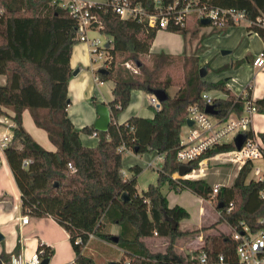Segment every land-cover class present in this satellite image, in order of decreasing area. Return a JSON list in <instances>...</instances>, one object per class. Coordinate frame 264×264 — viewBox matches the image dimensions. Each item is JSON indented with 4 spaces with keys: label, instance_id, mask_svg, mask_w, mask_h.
<instances>
[{
    "label": "trees",
    "instance_id": "obj_1",
    "mask_svg": "<svg viewBox=\"0 0 264 264\" xmlns=\"http://www.w3.org/2000/svg\"><path fill=\"white\" fill-rule=\"evenodd\" d=\"M132 1L154 12L153 0ZM175 1L184 0H162V3L167 6ZM203 2L211 7L244 11L248 31L258 34L264 43V0H200V4ZM0 7V75L5 77V83L0 85V117L5 115L4 109L14 112L12 139L4 154L21 193L22 213L52 217L65 228L75 251L74 264H96L85 251L91 234L122 248L129 264H199L197 259L178 256L174 242L205 229L180 230V222L190 214L179 205L169 206L163 192L167 185L170 190H188L203 199H213L220 214L218 223L230 227L228 234L207 236L203 249L195 256L205 252L208 264H240L236 256L238 241L232 238V233L242 232L244 226L252 234L264 230L261 198L264 180H248L252 163L245 164L234 182L220 186L215 195L214 186L205 178L188 180L173 176L179 172L177 150L189 106L200 102L204 91L216 90L226 94L217 100L218 117L233 112L240 115L244 98L223 80L208 82L201 78L197 55L183 58L184 78L171 96L169 89L177 84L167 71L178 57L151 53L159 28L121 19L111 7L101 5L94 7L93 13L103 24L100 32L112 40L107 51V73L98 70L96 75L101 82L114 83L113 100L109 103L112 120L106 132L96 131L93 126L79 131L67 113L71 103L68 86L73 76L71 56L78 44L75 18L54 0H0ZM234 25L233 21L227 23ZM168 31L186 36L189 30L171 24ZM158 89L166 91L169 98L161 103L160 109H154L153 118L134 116L125 123H117L118 115L131 102L132 91L152 95ZM247 93L251 97L250 89ZM255 105L258 113H264V99L255 101ZM25 110L30 112L36 126L47 132L55 151L42 147L24 128ZM94 132L98 136L97 145L85 146L80 134ZM122 146L135 154L156 151L163 155L157 183L140 193L139 166L130 169L131 177H124ZM232 149L233 143L228 142L212 153ZM25 160L29 161L27 166ZM197 164L194 163V168ZM123 193L128 194V201L121 199ZM231 203L233 207L228 212ZM165 214L177 221L176 229H172ZM114 224L120 226L118 234L106 232L108 225ZM113 236L118 237V242L111 241ZM153 236L170 240L165 253H153L147 247L143 239ZM19 248L18 244L15 250ZM37 251L41 259L49 260L54 254L51 247L43 244ZM220 256L223 263H219ZM124 263L123 259L117 264Z\"/></svg>",
    "mask_w": 264,
    "mask_h": 264
},
{
    "label": "crops",
    "instance_id": "obj_2",
    "mask_svg": "<svg viewBox=\"0 0 264 264\" xmlns=\"http://www.w3.org/2000/svg\"><path fill=\"white\" fill-rule=\"evenodd\" d=\"M96 1L102 2L104 0ZM197 22L199 23L198 19ZM243 22H241L243 23L242 27V24L239 23L223 29L216 28L210 23L209 25L199 23L200 27L198 28L193 26L195 30L192 31L191 28V32L188 31L187 35L192 34L193 37H200V39L195 40L193 48L186 53L182 51V34L160 29L150 51L151 53L163 52L172 56L189 55L192 52L194 53L197 47L200 46L202 48L201 44H204L205 49H207L211 42H208L209 40L206 37H211L215 34L214 32L219 31L221 37H213V42L215 43V49H224L222 50L223 55L212 51L208 52L207 56H204L206 53H202V51H205L203 48L198 52L199 66L204 69L208 66L213 72V75H210V70H208L203 79L208 82L223 80L236 95H245L247 90L250 89L251 98L254 101L264 99V66L259 67L254 64L255 60L264 51V43L258 34L248 31L249 22L247 20ZM90 35L98 36V33L91 32ZM104 38L112 40V37L107 35H104ZM109 45L111 47V44ZM102 64H99V61H94L86 44L78 43L74 46L71 56V67L73 72H77L73 74L69 81L68 97L71 103L68 106L67 113L75 128L79 131L85 126L94 127V123L98 118L96 106L105 104L109 107V103L113 100L114 83L112 81L101 82L96 75V71L101 69ZM3 83H5V77L0 75V85ZM215 93L214 95L218 97H225V94L221 91H215ZM148 95L140 90L132 91L131 102L118 115L117 123H125L134 116L153 118L154 108L150 105V98H148L152 95ZM6 115L7 123H10L13 128L12 117L14 112L7 109ZM1 119L2 117H0ZM23 126L42 147L51 151L56 150L55 146L50 142L47 132L36 126L28 110L23 112ZM252 127L259 136L264 135V113L256 112L253 115ZM5 136L10 138L11 135L0 137L1 264H15L17 260L24 261L30 258L34 252H37L40 244L49 246L54 250V254L48 260V264H74L75 251L71 244L69 233L52 217L30 216L29 223L22 224L21 193L4 154L2 145ZM80 136L82 143L87 147H95L98 143V136L93 134L81 133ZM124 155H127L129 162L127 167L139 166L142 169L141 173L148 169H158L163 162V155L156 151L145 154H135L133 151H126ZM227 165L234 166L232 164ZM124 166V160H122L124 177L129 178L133 173L131 171L128 172V176ZM141 173L138 175H141ZM231 184H222L221 186H230ZM137 190L139 191V189ZM181 194L191 198L195 204L189 208V205L180 200ZM165 195L170 207L179 205L190 214L189 218L180 222V230L205 229L197 234L177 238L174 242V249L178 256L187 260L196 259L195 253L203 249L207 236L230 233V231L224 230L225 228H230L226 223H218L220 214L213 199H203L188 190L175 191L168 189ZM212 225H215V227L211 228ZM119 231L120 226L116 224L108 225L106 228V232L113 235L118 234ZM143 240L153 253H165L170 242L168 238L157 236L144 238ZM18 244L20 248L16 251ZM85 251L94 259L96 264H117L123 259L124 261L128 260L122 248L93 234L85 246Z\"/></svg>",
    "mask_w": 264,
    "mask_h": 264
},
{
    "label": "built area",
    "instance_id": "obj_3",
    "mask_svg": "<svg viewBox=\"0 0 264 264\" xmlns=\"http://www.w3.org/2000/svg\"><path fill=\"white\" fill-rule=\"evenodd\" d=\"M153 1L154 12L151 13L141 3L132 0H104L102 2L96 0H54L59 7L67 9L75 18L78 43L86 44L94 61H103L101 68L104 69L108 67L106 64L109 49L107 45L111 44V40L104 38V34L100 32L103 29V24L93 13V8L96 6L111 7L121 19L145 22L151 27L157 26L159 30H168L171 24L187 27V22L193 13L197 14L198 21L209 19L210 25L219 29L227 27L229 21L239 24L247 20L244 11L211 7L206 2L200 4V0H184L183 3L175 1L167 6L163 5L162 0ZM0 13H2L1 7ZM91 32L98 33V36H91ZM254 64L259 67L264 66L263 53L255 60ZM238 96L244 98L243 110L240 115L233 112L226 117H218V114L207 113L206 106H216L217 100L221 99L210 91H204L200 96V102L189 106L187 121H192V125L189 126L186 122L182 127L177 161L180 166L186 165L192 170L185 175H180L179 172L174 174L175 179L205 178L209 174V164L212 166L232 164L240 170L245 164L252 163L248 180H264V140L252 127V117L257 112L255 101L248 96V93ZM149 103L154 109H160L161 103L155 96L150 97ZM240 134L245 135V139L241 148H237L234 142ZM93 135L97 136V132H94ZM10 141L11 138L4 137L2 146L5 148ZM228 142L233 143L234 149L212 153L220 144ZM120 150H124V153L131 151L125 146H122ZM195 162L198 164L194 168ZM258 162L261 164L259 165ZM28 163L29 161L25 160L24 166H27ZM219 187V185L214 186L213 195L218 193ZM261 198L264 200V191L261 193ZM232 207L231 203L228 212ZM29 221L30 216L23 214L22 224H28ZM232 238L238 241L236 256L240 264H264V230L252 234L249 227L244 226L242 232H233ZM195 257L199 264H208V255L205 252ZM41 261L37 251L30 258L24 261L17 260L15 264H41ZM223 262L224 259L220 256L219 263ZM124 264H129L128 260Z\"/></svg>",
    "mask_w": 264,
    "mask_h": 264
},
{
    "label": "rangeland",
    "instance_id": "obj_4",
    "mask_svg": "<svg viewBox=\"0 0 264 264\" xmlns=\"http://www.w3.org/2000/svg\"><path fill=\"white\" fill-rule=\"evenodd\" d=\"M244 23V22H243ZM243 23H241V27L243 26ZM193 26L195 27H200L199 23L197 22V14L193 13L191 14L189 21L187 22V27L189 32H191V28L192 31H194L195 29L193 28ZM215 34H213L211 37H206L208 38V42H211L210 45L208 46L207 49H205V45L201 44L203 50L202 53H206L204 54V56H207L208 52H212L215 51L216 54L218 53L219 55H223L222 54V50L224 49H215V43L213 42V37L218 36L221 37L219 31L214 32ZM196 35V34H194ZM199 40L200 37H193L192 34L187 35L186 37L181 36V41L182 42V51L189 52L191 48H193V44L195 42V40ZM203 43V42H202ZM200 46L197 47V49L195 50V52L187 55V54H183L180 56H175L178 57L176 58L175 63L168 69L167 73L174 79V81L176 82V86H173L169 89V92L171 95H174V92L177 91L178 86L181 85L183 78H184V69H183V58L184 57H189L191 55H198V52L201 51L202 49ZM103 61H99V64H102ZM206 69V73L208 70H210V68L208 66L205 67ZM210 75H213V72L210 70ZM216 90L210 91L213 94L215 93ZM149 96V95H148ZM150 98V96L148 97ZM4 113L5 115L1 116L2 119L0 120V137H2L3 135H11V139H12V125L10 123H7V109H4ZM10 124V125H9ZM6 137V136H5ZM9 138V136H7ZM3 142H4V138H3ZM11 142V141H10ZM127 155H124V164H125V172L127 173V175L129 176L128 172H130L132 167H127L129 162L127 160ZM258 164L260 165L261 162H258ZM159 169V168H158ZM158 169H148L145 170L144 172L141 173V175H138L137 177V189H139L140 193L144 190L147 189V187L150 184H155L157 183V177H158ZM239 169L236 166H228V165H217V166H212L211 164H209L208 166V172L209 174L206 175V179L207 181H209L210 183H212L213 186L215 185H219L221 186L222 184H231L234 182V179L236 178L237 174H238ZM126 175V176H127ZM132 176V175H131ZM130 176V177H131ZM250 177V176H249ZM127 178V177H125ZM169 187L166 185L163 187V192L166 194L168 191ZM180 200L184 203H186L187 205H189V208H191L192 205H194L195 203L192 201L191 198L185 196V194H181L180 195ZM226 231H230V228L228 229H224Z\"/></svg>",
    "mask_w": 264,
    "mask_h": 264
},
{
    "label": "water",
    "instance_id": "obj_5",
    "mask_svg": "<svg viewBox=\"0 0 264 264\" xmlns=\"http://www.w3.org/2000/svg\"><path fill=\"white\" fill-rule=\"evenodd\" d=\"M201 23L203 25H209L210 21H209V19H202ZM107 48H110L109 44L107 45ZM99 71H100V73H107V70L104 68H101ZM76 72L77 71H74L73 74H76ZM205 75H206L205 69L201 68V70H200L201 78L205 77ZM152 95L155 96L160 103L164 102L167 98H169V94L166 91L161 90V89L152 91ZM205 110L207 113L212 114V115H217L219 113V111L216 109L215 105H208V106H206ZM96 113L98 115V118L96 119V121L94 123V129L96 131H99V132H106L108 130V128L111 124V120H112L110 108L105 104H98L96 106ZM187 123L189 126L192 125V121H190V120H188ZM244 139H245V135H243V134L238 135L235 139V142H234L235 146L237 148H241V146L244 142ZM263 140H264V137H263ZM190 171H191V167H188L186 165H181L179 167V174L180 175H185V174L189 173ZM121 199L124 201H128L129 200L128 194L123 193L121 195ZM165 218L171 223L172 229H176L178 227V223L176 220H174L171 217H168L167 214H165ZM0 239H2L1 235H0ZM118 240L119 239L117 236H113L111 238V241H114V242H118ZM0 264H1V262H0ZM41 264H48V259L42 260Z\"/></svg>",
    "mask_w": 264,
    "mask_h": 264
}]
</instances>
